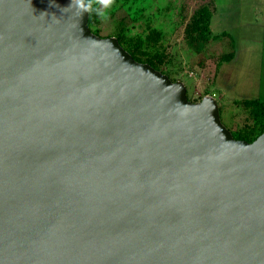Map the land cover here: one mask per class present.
I'll list each match as a JSON object with an SVG mask.
<instances>
[{
  "label": "water",
  "instance_id": "1",
  "mask_svg": "<svg viewBox=\"0 0 264 264\" xmlns=\"http://www.w3.org/2000/svg\"><path fill=\"white\" fill-rule=\"evenodd\" d=\"M71 4L0 0V264H264V132Z\"/></svg>",
  "mask_w": 264,
  "mask_h": 264
},
{
  "label": "rangeland",
  "instance_id": "2",
  "mask_svg": "<svg viewBox=\"0 0 264 264\" xmlns=\"http://www.w3.org/2000/svg\"><path fill=\"white\" fill-rule=\"evenodd\" d=\"M90 17L95 34L118 38L137 59L184 82L191 101L214 97L237 139L264 130V109L247 103H264V0H112L106 19Z\"/></svg>",
  "mask_w": 264,
  "mask_h": 264
},
{
  "label": "clouds",
  "instance_id": "3",
  "mask_svg": "<svg viewBox=\"0 0 264 264\" xmlns=\"http://www.w3.org/2000/svg\"><path fill=\"white\" fill-rule=\"evenodd\" d=\"M70 7H75L81 13L90 12L101 19H106L112 8V0H72Z\"/></svg>",
  "mask_w": 264,
  "mask_h": 264
},
{
  "label": "trees",
  "instance_id": "4",
  "mask_svg": "<svg viewBox=\"0 0 264 264\" xmlns=\"http://www.w3.org/2000/svg\"><path fill=\"white\" fill-rule=\"evenodd\" d=\"M86 2H87V0H86ZM90 13V12H89ZM209 12H208V10L207 9H204V10H202V18L200 19V24H201V26H202V33H205V32H207L208 30H209ZM91 24V17L89 18V25ZM92 30V29H91ZM119 40V39H118ZM120 42V41H119ZM121 44V43H120ZM122 45V44H121ZM123 46V45H122ZM124 47V46H123ZM125 48V47H124ZM126 49V48H125ZM127 50V49H126ZM128 51V50H127ZM128 52H130V51H128ZM130 54L137 60V61H139V62H143V61H141V60H139V59H137L134 55H133V53H131L130 52ZM145 63H148V62H145ZM148 64H150V65H152L155 69H157V70H159V71H161L160 69H158L157 67H155L152 63H148ZM162 72V71H161ZM164 73V72H163ZM165 74V73H164ZM249 102H247L248 104H250L254 109H256L257 108V106H261L263 109H264V103H261L258 99H255V100H248ZM264 132V130L262 131V133ZM262 133H260L258 136H260ZM233 136H234V134H233ZM257 136V137H258ZM235 137V136H234ZM256 137V138H257ZM236 138V137H235ZM256 138H254L253 140H251V141H249V140H246V141H248V142H252V141H254ZM237 139V138H236ZM239 140V139H238ZM243 140H245V139H243Z\"/></svg>",
  "mask_w": 264,
  "mask_h": 264
}]
</instances>
